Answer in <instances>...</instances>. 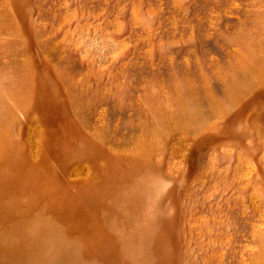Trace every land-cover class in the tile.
<instances>
[{"label": "rangeland", "instance_id": "1", "mask_svg": "<svg viewBox=\"0 0 264 264\" xmlns=\"http://www.w3.org/2000/svg\"><path fill=\"white\" fill-rule=\"evenodd\" d=\"M0 264H264V0H0Z\"/></svg>", "mask_w": 264, "mask_h": 264}]
</instances>
